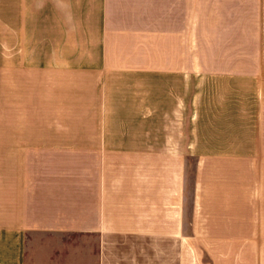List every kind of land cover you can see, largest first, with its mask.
<instances>
[{"label": "crops", "instance_id": "obj_1", "mask_svg": "<svg viewBox=\"0 0 264 264\" xmlns=\"http://www.w3.org/2000/svg\"><path fill=\"white\" fill-rule=\"evenodd\" d=\"M0 11V264H264L261 150L186 151L183 117L186 75L264 77V0H0ZM26 72L30 101L84 122L132 76V130L26 133Z\"/></svg>", "mask_w": 264, "mask_h": 264}, {"label": "rangeland", "instance_id": "obj_2", "mask_svg": "<svg viewBox=\"0 0 264 264\" xmlns=\"http://www.w3.org/2000/svg\"><path fill=\"white\" fill-rule=\"evenodd\" d=\"M25 76L26 120L24 126L26 133L47 129L132 130V84H130L132 76L124 75L115 79L113 84L117 85L118 89L114 87L107 90L106 105L95 107V112L98 111V113L92 115L99 117L98 119L104 115V122L98 121L95 116L93 117L96 120L93 122L70 120L82 118L79 113L72 112L74 107L49 108L30 101L28 97H31L33 92L30 83L33 75L26 72ZM49 78L51 75L46 74L43 75L42 80H49ZM153 80L160 81L159 78H153ZM184 82L186 89L183 117L186 151L214 149L243 151L251 148L250 145H257L261 150L258 205L260 225H264V77L256 75L228 77V75L202 72L201 75H186ZM155 92L156 97L160 98V91ZM114 101H120V105L112 104ZM159 109V106H154V112L159 113ZM117 117L119 121L114 120ZM59 118L65 120H57ZM212 119L215 121H210ZM159 124V122H153V128H158ZM195 156L196 153L186 152V203L189 200L187 192L192 185ZM187 215L188 205L186 204V221Z\"/></svg>", "mask_w": 264, "mask_h": 264}]
</instances>
